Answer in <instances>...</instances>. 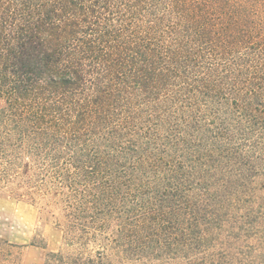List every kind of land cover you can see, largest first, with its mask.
I'll list each match as a JSON object with an SVG mask.
<instances>
[{
    "label": "trees",
    "instance_id": "obj_1",
    "mask_svg": "<svg viewBox=\"0 0 264 264\" xmlns=\"http://www.w3.org/2000/svg\"><path fill=\"white\" fill-rule=\"evenodd\" d=\"M260 177L264 0H0V190L85 259L264 264Z\"/></svg>",
    "mask_w": 264,
    "mask_h": 264
},
{
    "label": "rangeland",
    "instance_id": "obj_2",
    "mask_svg": "<svg viewBox=\"0 0 264 264\" xmlns=\"http://www.w3.org/2000/svg\"><path fill=\"white\" fill-rule=\"evenodd\" d=\"M261 184L264 177L259 178L258 189H262ZM62 221L61 212L46 202H32L1 189L0 264H99L97 259L92 262L84 258L88 254L95 256L99 243L91 242L82 249L80 245H67V231ZM53 253H62L64 258H57ZM124 257L115 251L105 260L115 264L162 263L158 259Z\"/></svg>",
    "mask_w": 264,
    "mask_h": 264
}]
</instances>
